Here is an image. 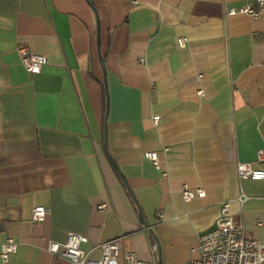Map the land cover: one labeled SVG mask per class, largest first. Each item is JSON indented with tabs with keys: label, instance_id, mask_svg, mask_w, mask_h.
<instances>
[{
	"label": "crops",
	"instance_id": "1",
	"mask_svg": "<svg viewBox=\"0 0 264 264\" xmlns=\"http://www.w3.org/2000/svg\"><path fill=\"white\" fill-rule=\"evenodd\" d=\"M246 4L260 8L0 0V264L9 236L17 264H72L48 249L70 232L94 258L119 238L143 260L185 264L225 201L264 239V180L237 169H264V11L255 19ZM20 45L47 57L41 73L27 71ZM186 184L206 196L186 201ZM39 205L49 213L34 222Z\"/></svg>",
	"mask_w": 264,
	"mask_h": 264
},
{
	"label": "built area",
	"instance_id": "2",
	"mask_svg": "<svg viewBox=\"0 0 264 264\" xmlns=\"http://www.w3.org/2000/svg\"><path fill=\"white\" fill-rule=\"evenodd\" d=\"M260 5L259 9L252 4H246L239 9L240 12L248 13L255 19L262 16L264 11V0H256ZM238 10H231L236 13ZM178 43L184 47L188 43L186 37H178ZM18 52L27 71L31 74L41 73L47 63V57L43 54L31 52L27 46L20 45ZM155 125H159L160 117L153 119ZM149 158L156 168L161 169L160 159L156 151L148 152ZM259 158H264V150L259 151ZM238 174L241 179L264 180V169L254 167L250 161H240L237 165ZM165 173V172H164ZM182 195L186 201L206 196L204 187L193 188L184 185ZM241 205L246 198L239 197ZM99 208L105 209L106 204L102 203ZM49 208L39 205L33 209L32 220L42 222L45 220ZM197 247L198 257L185 264H264V239H257L246 234L245 228L235 220L231 212V201H225L220 209V215L213 225L203 231L199 236ZM89 241L86 235L70 232L64 242L51 241L48 249L58 256H63L72 264H159L157 261L143 260L133 250H125L120 239L105 241L98 245L101 256L94 258L83 248ZM18 242L14 237H7L1 243L2 264H17L13 261L12 255L18 250Z\"/></svg>",
	"mask_w": 264,
	"mask_h": 264
},
{
	"label": "water",
	"instance_id": "3",
	"mask_svg": "<svg viewBox=\"0 0 264 264\" xmlns=\"http://www.w3.org/2000/svg\"><path fill=\"white\" fill-rule=\"evenodd\" d=\"M107 99H108V95H107ZM159 249V248H158ZM160 264V263H159Z\"/></svg>",
	"mask_w": 264,
	"mask_h": 264
}]
</instances>
